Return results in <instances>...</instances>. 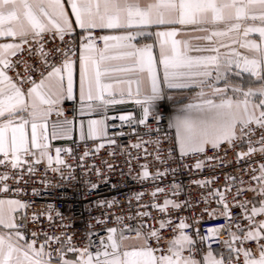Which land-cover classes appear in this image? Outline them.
I'll list each match as a JSON object with an SVG mask.
<instances>
[{
	"label": "snow or ice",
	"instance_id": "6c2138e0",
	"mask_svg": "<svg viewBox=\"0 0 264 264\" xmlns=\"http://www.w3.org/2000/svg\"><path fill=\"white\" fill-rule=\"evenodd\" d=\"M193 87L200 89L194 102L183 104L168 125L179 156L162 157L157 149L154 160L162 165L191 157L197 172L210 168L211 177L192 183L203 190L205 205L216 204L204 211L223 224L201 233L199 221L179 215L193 204L176 199L183 188L175 182L177 169L151 171L152 153L144 145L159 140L141 139L130 146L135 156L121 148L128 174L135 160V179L153 185L150 193L128 198L129 209L137 202L135 212L116 215L111 227L97 219L107 233L100 239L94 227L83 242L67 231H31L26 239L31 205L7 197L24 193L40 163L45 175L51 170L64 179L67 169L72 177L64 159L72 149L53 148L52 141L72 140L77 130L85 143L102 141L76 159L77 167L107 182L105 173L117 165L103 159L88 165L86 158L118 146L124 127L158 120L161 101L175 104ZM167 90H178L177 96ZM66 102L89 117L87 123L81 119L77 129L75 117L65 116ZM126 102L138 106L139 115H107L110 106ZM109 119L120 123L110 126ZM109 127L117 131L109 135ZM209 150L216 154L208 156ZM229 150L233 161L226 159ZM233 164L239 175L225 173L223 185L214 187L216 169ZM0 169V264H264V0H0ZM169 175L173 180L161 187ZM42 215L50 226L67 227L62 220L57 225L51 211L33 213L31 222L39 224Z\"/></svg>",
	"mask_w": 264,
	"mask_h": 264
},
{
	"label": "built area",
	"instance_id": "2783aa9c",
	"mask_svg": "<svg viewBox=\"0 0 264 264\" xmlns=\"http://www.w3.org/2000/svg\"><path fill=\"white\" fill-rule=\"evenodd\" d=\"M100 33L98 32L97 35ZM73 104L71 102H66L64 104L65 116L68 120L75 121L78 118V113L74 112ZM158 120H149L147 126L140 125L139 127L133 126V128L124 127L122 131L125 135L119 136L117 138L118 146H105L100 149L98 155L94 157H87V164L91 165L95 162L97 165L100 164V161L109 160L114 162L117 167L114 173L106 172L107 182L102 180L95 173H89L87 171V166L77 167L76 157L83 156L84 152L88 149H93L96 147V143L102 142H93L88 141L87 143L81 141L80 139H74L65 144L53 145V148H71L73 155L68 156L64 155V159L68 164L72 165L71 173L72 177L68 178V170H65V178L62 179L59 173L52 172L49 170L45 175V163H40L37 165V173L33 177L32 181L27 187L24 188V193L17 195V193L12 192L8 195L7 198L15 199L21 198L22 200L28 202L31 207L27 211L29 217V222L26 224L28 228V233H26V239H30L31 231H46L49 234L59 233L61 231H67L69 233H75V239L77 241L83 242L84 234L86 230L90 227H94L95 230L99 233L97 239L106 237L107 233L102 231L103 225L97 224V219L108 220V226H114V219L116 215L126 216L131 215L135 212L136 201L133 199L131 201L133 207L129 209V197L133 196L138 192L150 193L153 190V185L151 182H148L144 185H141L136 179V174L139 169L136 167V161L133 160V167L131 174L129 175V168L125 166V160L128 159L127 155H121V148L125 149L127 152H130L133 156L137 154V149L131 148L130 146L134 143H137L139 140L144 141H154L159 140V144H146L144 147L147 148L148 152L152 153L151 156H148L147 162H149L152 167L151 171H155L157 167L163 171L165 168H175L177 169L175 175V182L183 186L180 195L176 198L178 202L184 200H190L193 204V207L190 209L182 210L179 215L181 217L190 218L189 222L199 221L195 224V227L200 230L201 233H204L207 228L213 227L219 224H223L222 219H211L208 212L204 211L207 207L209 210L216 207L215 202H211L208 205H205L202 201L201 193L203 190L197 187L192 181L194 180H204L213 175V172L210 168H205L201 172H197L194 168L195 159L188 157L180 160L179 162H173V160H168L166 163L160 165L154 160L156 150L160 151L162 157H167L170 153L173 159H176L179 156L178 151L173 152V143L172 137L175 135L173 128H170L169 121L173 118L170 107L165 101H161L158 104ZM128 112L114 113L108 115L118 116L121 114H127ZM64 119L65 117H60ZM55 120V116L52 117ZM107 123L111 126L112 124H119L118 120L109 119ZM151 131V134L145 135L146 132ZM117 131L112 127H109V135H112ZM226 147V146H225ZM115 150V157L109 156V152ZM55 155L54 151L52 153ZM216 153L212 150L207 152L208 156H213ZM224 155L223 151L220 153ZM141 160L140 163H145L143 159V151L140 150ZM227 161H233L235 159V153L229 150L226 154ZM185 165H188L186 167ZM2 170V169H0ZM123 171L124 175H120V172ZM239 175V172L236 169L235 164L231 167L224 169L217 168L215 175L219 177L215 186H222L224 182V174ZM247 179V177H245ZM173 180L171 175L167 176L163 183L160 184L161 187H165L170 181ZM11 184V181H9ZM91 183L98 184L99 187L96 190H92L90 187ZM112 185H116L115 188ZM35 189L37 194H34L33 190ZM206 194V193H205ZM251 196V193L247 194ZM4 194L0 193V198H3ZM172 198V197H170ZM117 201L111 209L106 207H96L95 202L101 201ZM163 197L161 196L157 202H162ZM144 202H150V196L145 195L143 197ZM51 211L52 215L58 225L61 220L64 225H67L66 228H59L56 225H49V221L46 215H42L39 224L31 222V217L33 213L42 214ZM240 209H233V212H239ZM59 212L62 214L61 217H56L55 213ZM107 212L111 219L108 216L103 214ZM162 215L157 211H152L153 217H159ZM175 219V217H173ZM129 224L135 223L134 221H127ZM171 234V229H168L164 232L165 240L162 241V244H166L168 237ZM203 255V253L201 254ZM199 258V257H198Z\"/></svg>",
	"mask_w": 264,
	"mask_h": 264
},
{
	"label": "crops",
	"instance_id": "0c3cea01",
	"mask_svg": "<svg viewBox=\"0 0 264 264\" xmlns=\"http://www.w3.org/2000/svg\"><path fill=\"white\" fill-rule=\"evenodd\" d=\"M69 11H70V9H69ZM167 91L169 92V95L177 96L178 90H167ZM199 91H200V89L196 88V87L183 90V94L177 96V103H175V104L172 103L171 101L164 100L166 103H168L173 118L178 114L179 109H180V107H182L183 104L194 102L193 98L196 96V94ZM121 112H131V113H133V115H139L138 106L134 105L131 102H126L125 104H122V105L110 106V110L107 112V115L114 114V113H121ZM53 116H55V115H53ZM88 118L89 117H80L78 114V118L76 120L77 129L79 127L80 120L83 119L85 121V123H87ZM91 118L92 119H102L103 117H102V115H99V114H93L91 116ZM76 138L80 139L78 130L75 133L72 140H74ZM72 140H54L51 143H52V145H59V144L68 143Z\"/></svg>",
	"mask_w": 264,
	"mask_h": 264
}]
</instances>
